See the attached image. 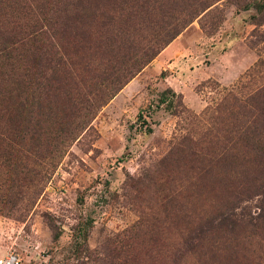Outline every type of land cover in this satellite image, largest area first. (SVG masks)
Here are the masks:
<instances>
[{
	"label": "rangeland",
	"instance_id": "1",
	"mask_svg": "<svg viewBox=\"0 0 264 264\" xmlns=\"http://www.w3.org/2000/svg\"><path fill=\"white\" fill-rule=\"evenodd\" d=\"M121 1L87 0L60 13L69 53L104 31ZM158 1L175 7L164 20L170 26L184 17L183 6L208 7L88 113L78 136L75 100L40 96L39 110L30 101L31 121L50 125L52 138L58 124L51 169L41 146L10 147L5 133L25 118L19 104L29 96L16 84L1 95L0 257L15 253L24 264H264L262 224L233 233L215 228L203 234L201 250L189 245L227 208L257 214L264 206L262 173L251 166L242 176L238 137L246 119L233 100H264V11L252 7L264 0ZM22 3L38 16L40 0ZM152 32L142 33L144 46ZM74 73L64 91L72 99ZM61 125L71 130L63 145Z\"/></svg>",
	"mask_w": 264,
	"mask_h": 264
},
{
	"label": "trees",
	"instance_id": "2",
	"mask_svg": "<svg viewBox=\"0 0 264 264\" xmlns=\"http://www.w3.org/2000/svg\"><path fill=\"white\" fill-rule=\"evenodd\" d=\"M86 1L40 0L36 16L24 11L26 5L22 0H0V103L3 101L1 95L8 93L6 88L12 84L29 96V102L26 97L19 104L25 118L12 128L11 125L6 126L5 133L12 141L13 146L10 147L19 148L25 141L33 147L41 146L50 169L58 160V124L52 138L47 133L50 125L45 128L38 121H31L30 101H35L34 105L39 110L40 96L52 99L62 94L66 102L75 100L73 109L79 112L77 118H80L75 133L78 136L86 127L83 119L88 113L106 104L154 60L196 14L208 7L196 10L192 4H187L178 10L184 17L176 18L179 22L170 26L164 20L173 18L175 7L165 8L158 0H122L119 9L105 19L104 31L93 41L89 40V44L86 42V46L73 44L69 53V44H63L58 30V17L68 8L83 7ZM252 7L258 13L264 11V4ZM148 30L153 31L149 35L152 39L144 46L142 43L146 39L142 33ZM28 55L30 59L25 61ZM74 69L80 73H74L79 82L74 84L73 91L78 90V97L72 99L64 91L69 87L68 78L72 79L71 70ZM82 87L85 92L80 89ZM233 100L240 116L246 119L238 137V160L246 165L242 176L247 178L252 166L253 173L259 170L264 177V100L253 96L244 99L234 97ZM59 131L64 137L61 138L63 145L71 130L61 125ZM240 210L227 208L216 220L209 219L206 231L190 237V248L201 250L203 234L215 228H226L233 233L238 228L256 230L261 224L264 227V206L257 214L243 208Z\"/></svg>",
	"mask_w": 264,
	"mask_h": 264
},
{
	"label": "built area",
	"instance_id": "3",
	"mask_svg": "<svg viewBox=\"0 0 264 264\" xmlns=\"http://www.w3.org/2000/svg\"><path fill=\"white\" fill-rule=\"evenodd\" d=\"M0 264H24L15 253H8L0 257Z\"/></svg>",
	"mask_w": 264,
	"mask_h": 264
}]
</instances>
